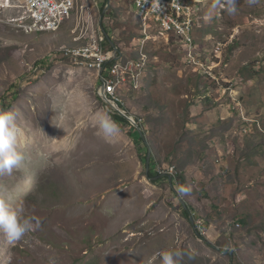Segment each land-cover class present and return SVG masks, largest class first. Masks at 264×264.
Returning <instances> with one entry per match:
<instances>
[{
	"label": "rangeland",
	"instance_id": "obj_1",
	"mask_svg": "<svg viewBox=\"0 0 264 264\" xmlns=\"http://www.w3.org/2000/svg\"><path fill=\"white\" fill-rule=\"evenodd\" d=\"M192 1L201 23L184 47L145 29L133 0H110L106 17L104 0H77L44 33L22 30L24 12L0 0V108L16 115L25 156L0 190H22L17 203L41 221L14 245L0 234V264H160L174 249L191 264H264V0L212 18V0ZM101 33L122 51L116 68L133 63L132 85L116 91L149 171L166 179L146 177L128 132L103 135L96 113L114 110L98 99L102 75L62 56Z\"/></svg>",
	"mask_w": 264,
	"mask_h": 264
},
{
	"label": "clouds",
	"instance_id": "obj_2",
	"mask_svg": "<svg viewBox=\"0 0 264 264\" xmlns=\"http://www.w3.org/2000/svg\"><path fill=\"white\" fill-rule=\"evenodd\" d=\"M259 0H248L249 6L256 5ZM217 9H223L228 15L238 11L237 0H212L208 16L212 18ZM119 104V103H118ZM16 115L0 108V176L10 175L13 169L19 168L25 161V156L18 150L16 135ZM96 123L105 137L114 136L120 132V125L105 111L96 113ZM22 190L12 189L5 193L0 190V234L9 245L20 241L26 233L39 228L41 221L28 214L17 201ZM160 264H191L195 255L188 250H160L156 253ZM49 264H54L50 259Z\"/></svg>",
	"mask_w": 264,
	"mask_h": 264
},
{
	"label": "built area",
	"instance_id": "obj_3",
	"mask_svg": "<svg viewBox=\"0 0 264 264\" xmlns=\"http://www.w3.org/2000/svg\"><path fill=\"white\" fill-rule=\"evenodd\" d=\"M5 2V0H2ZM154 2V25H158L159 35L164 36L165 40L170 37V29H177L176 40L178 43L191 45V30H193V18L190 22H183L184 6L189 4L186 0H141ZM18 4L11 7L17 12V9H25L22 30L35 29L43 27L45 23H55L62 19L65 6L62 0H18ZM133 5L135 6L134 2ZM27 15H36V23L27 22ZM105 34L101 33V45H96L90 53L62 55L66 58L95 60L100 63L102 69L101 83L104 87V94L111 97V82H120L123 85H132V79L135 73L133 63L124 64L123 68H116V56L113 50L106 46ZM119 55L122 51L119 50ZM114 61V62H113ZM194 61V57H193ZM108 62H113L110 67H104ZM103 71L105 72L103 74ZM115 73H122V80H115ZM200 228V224L198 225Z\"/></svg>",
	"mask_w": 264,
	"mask_h": 264
},
{
	"label": "bare ground",
	"instance_id": "obj_4",
	"mask_svg": "<svg viewBox=\"0 0 264 264\" xmlns=\"http://www.w3.org/2000/svg\"><path fill=\"white\" fill-rule=\"evenodd\" d=\"M8 1H9V5H7V7H13L17 4V0H11V1H13V5L10 4V2H11L10 0H8ZM186 1L189 4H186L184 6L183 22H190V20L193 18V28H194L195 26H198L201 23L199 20L200 18L196 14V6L194 5L193 1L192 0H186ZM134 4H135V6H134L135 10L137 8L140 12L141 22H142L143 27L145 29H147L150 26V24L154 25V19H153L154 18V2L153 1L141 2V0H134ZM62 5L65 6V11L63 12V17L61 20H59L58 22H55L53 24L52 23H45L44 28L43 27H36L35 29H27V30H25V32H27V33L43 32L44 33V31H54V30L59 29L62 26L65 19L67 17H69L73 13L74 10H76L75 8L77 5V0H62ZM20 10H22L24 12V15H25V9H20ZM136 15H137V13H136ZM27 22L36 23V15H27ZM20 26H23V23L20 24ZM150 28H151V30H154V29L158 28V25L150 26ZM174 30L177 32V29H174ZM176 32L170 31V36H172V35L176 36L177 35ZM192 32H193V30H191V39H193ZM100 37L101 36L97 37L91 43H89L85 46H82V47L78 48L77 50L65 49V50H63L62 53H63V55L90 53L92 50H94L96 45H101V38ZM116 59H118L117 56H116ZM81 60L88 62L95 70H97L100 73V75H102V69H101L100 63H98L95 60H86V59H81ZM115 80H118V78L115 77ZM117 85H118V82H111L110 94H111L112 100H114L117 103H120V98H119V95L117 94V91H116Z\"/></svg>",
	"mask_w": 264,
	"mask_h": 264
},
{
	"label": "trees",
	"instance_id": "obj_5",
	"mask_svg": "<svg viewBox=\"0 0 264 264\" xmlns=\"http://www.w3.org/2000/svg\"><path fill=\"white\" fill-rule=\"evenodd\" d=\"M105 1L106 0H104V5L101 7V13L103 12V9H104V6H105ZM133 2H134V0H133ZM103 14V13H102ZM113 15V9L112 8H109L106 12H105V14H104V16L106 17V16H112ZM102 30H103V32L106 34V29H105V27L104 26H102ZM106 38V46H107V48L108 49H110V50H113V47H112V43H115V41L113 42V40L112 39H110L109 38V36L108 37H105ZM119 53V52H118ZM117 53V56H119V54ZM134 56H135V54H134ZM114 62V61H113ZM113 62H108L104 67H110L111 65H112V63ZM116 63H117V61H116ZM100 80H101V78H100ZM98 99L100 100V101H102V99H100L99 97H98ZM120 104V103H119ZM121 105V104H120ZM122 106V105H121ZM109 115L112 117V119L114 120V121H116L119 125H120V129H122L123 131H125V132H128V134H129V136H130V138L133 140V142L136 144V146L138 147L137 149H138V151L141 153V154H139V156H140V159L144 162V165L146 166V158H147V153H148V151H147V146H146V144H145V142H144V139L138 134V132H137V130L132 126V125H130L129 124V122H127V120L125 119V118H123L122 116H120L119 114H117L115 111H113V112H109ZM152 155V154H151ZM150 159L152 160V156L150 157ZM153 163V162H152ZM145 175H146V177L147 178H149V180H151L153 183H156V182H158V181H160V180H162V179H166L165 177H159V178H155V177H157V176H159V175H154V174H152L150 171L148 172V174H146L145 173ZM176 178H177V180L179 179V182L177 181V184H178V186L180 187V188H182L183 187V182H181L182 180H183V175H181V174H178V175H176ZM167 179H168V177H167ZM172 184H173V186H175L176 185V183L173 181L172 182ZM180 207H181V209H182V212H183V214L185 215V216H187L188 217V219L190 220V213L189 212H191L192 211V208L190 207V206H187L188 208V210L186 209V208H184L182 205H180ZM189 211V212H188Z\"/></svg>",
	"mask_w": 264,
	"mask_h": 264
},
{
	"label": "water",
	"instance_id": "obj_6",
	"mask_svg": "<svg viewBox=\"0 0 264 264\" xmlns=\"http://www.w3.org/2000/svg\"><path fill=\"white\" fill-rule=\"evenodd\" d=\"M109 2H110V0H107V3H106L105 8L103 10V13L107 9H109V6H110ZM112 47H113L114 55H117V53L119 52L117 46L114 43H112ZM97 95L104 102L110 103V105L112 107V110H114L117 114H119L120 116L125 118L127 120V122H129V124L132 125L137 130L138 134L144 139V142H145V144H146V146L148 148V144H147V141L145 140L144 133L142 131L141 126L138 125L139 123L137 122V120L134 119L129 113H127V111L124 110L123 107L120 104H118L117 102L112 100L110 97H108L106 94H104V87L102 85L100 86V88H98ZM150 156H151V151L148 148V153H147V158H146V174H148V172H149ZM155 178L157 179V177H155ZM168 180L170 182V186H172V183H171L172 178H171V176H168ZM180 202L183 204V206H185L184 202L181 199H180Z\"/></svg>",
	"mask_w": 264,
	"mask_h": 264
}]
</instances>
